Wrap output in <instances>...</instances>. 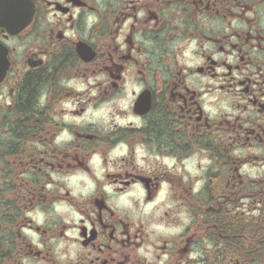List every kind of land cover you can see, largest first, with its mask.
<instances>
[{
    "label": "flooded vegetation",
    "instance_id": "obj_1",
    "mask_svg": "<svg viewBox=\"0 0 264 264\" xmlns=\"http://www.w3.org/2000/svg\"><path fill=\"white\" fill-rule=\"evenodd\" d=\"M0 264H264V0H9Z\"/></svg>",
    "mask_w": 264,
    "mask_h": 264
},
{
    "label": "water",
    "instance_id": "obj_2",
    "mask_svg": "<svg viewBox=\"0 0 264 264\" xmlns=\"http://www.w3.org/2000/svg\"><path fill=\"white\" fill-rule=\"evenodd\" d=\"M7 0H0V12L4 10L5 8V2ZM5 15L4 14H0V22L2 23L3 19H4Z\"/></svg>",
    "mask_w": 264,
    "mask_h": 264
}]
</instances>
